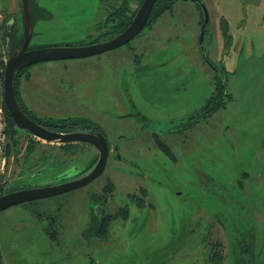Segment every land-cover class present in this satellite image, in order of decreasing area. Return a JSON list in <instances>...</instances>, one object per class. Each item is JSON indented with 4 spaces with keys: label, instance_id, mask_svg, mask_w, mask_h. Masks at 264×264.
Listing matches in <instances>:
<instances>
[{
    "label": "rangeland",
    "instance_id": "obj_1",
    "mask_svg": "<svg viewBox=\"0 0 264 264\" xmlns=\"http://www.w3.org/2000/svg\"><path fill=\"white\" fill-rule=\"evenodd\" d=\"M220 1L223 11L233 18V30L237 32L231 48L219 51L215 59L223 61L228 74L237 80L229 86L228 107L209 119L202 120L198 112L213 93L212 71L204 64L198 43L202 12L191 0L177 1L172 10L131 41V47L78 60L45 61L30 68L32 79L27 83L26 101L31 114L42 119L100 125L115 144L118 136L131 135V130L122 125L125 120L120 118L131 112L130 107L127 110L124 106L126 102L150 117V129L161 132L162 139L170 144L174 176L170 182L161 177V185L152 184L149 179L155 176L147 170L134 183L114 176L117 201L124 198L127 202V189L128 193H134L138 185L148 189L143 214L137 211L141 219L135 217L136 210H131L125 225L134 228L127 241L132 264H212L208 244L219 241L224 264H264V29L259 26L258 30L251 23L236 29V20L242 18V3H235L231 10ZM36 2L48 15L36 22L32 47L79 44L87 37L82 22L91 26L99 15L96 7L100 0ZM1 4L11 15L21 16L17 0H1ZM206 6L212 19L211 29H217L211 4ZM251 35H257V47L250 46L248 50ZM212 44L206 36V49L210 50ZM251 54L255 62L251 61ZM165 61L170 62L165 67L175 64L182 69L178 75L182 84L171 96L182 97L184 109L171 116L161 109H152L150 105L166 99L152 90L150 82L146 85L148 77L142 76L150 75L157 63ZM158 98L161 99L157 101ZM196 120L201 125H195ZM138 127L139 124L134 125L135 130ZM26 143L24 139V148ZM147 150L145 143L121 138L120 154L131 166L111 158L106 175L115 169L136 172L139 164L157 158L148 156ZM159 150L153 141L151 152ZM75 167L76 160L67 164V170ZM20 169L12 165L11 173L15 170L17 174ZM11 186L12 181L7 187ZM24 207L27 206L15 205L0 213V223H5L0 227L4 264H12L18 243H28L32 235L27 227L31 214H26ZM139 222L144 225L142 231ZM23 249L29 257L30 244H24ZM126 253L128 250L116 257L117 262L123 263L121 256Z\"/></svg>",
    "mask_w": 264,
    "mask_h": 264
},
{
    "label": "flooded vegetation",
    "instance_id": "obj_2",
    "mask_svg": "<svg viewBox=\"0 0 264 264\" xmlns=\"http://www.w3.org/2000/svg\"><path fill=\"white\" fill-rule=\"evenodd\" d=\"M28 1L30 3L29 14L31 15V26H33L32 33L30 36L31 39L28 43V38L25 34L27 27H25L23 0H17L19 12L21 15L19 18L14 15H11L9 11L3 9L4 15H6V17L2 27V40L3 48L5 51V57H7V60H9V58L13 57L14 55L20 53L21 50L25 47V45L26 52H33L34 50H42L45 48H80L96 44H103L106 41H110L116 38V36H118L124 31H119V29H117L118 27L123 25V22L121 20L127 23L129 17L134 18L139 11L140 5L143 2L142 1L140 3V0H100L99 7H96V9H98L99 15L93 22H91V26L85 24V22H82L85 26V31L87 32V37L82 40V42H80L79 44H68L66 46L32 47L31 43L34 36L35 24L36 22L45 19L46 15H48V12H46L44 8L40 7L36 0ZM177 1L179 0H175L174 4ZM201 1L202 3H204L205 6L206 4L208 5V3L211 4L213 12H211V14L214 16L215 19L218 20L217 29H211L212 19H210L209 8L206 6L208 9L210 22L209 25L204 29L205 33L202 41L203 44L200 43V36L202 32H200L198 43L203 62L212 71V76H210V79L213 83V93L206 100V104L202 106L201 110L199 112L197 111L198 114L202 116L203 120V118H211L215 115V113L226 109L229 105V100L231 99V95L229 93V86L231 84V81L235 82L237 79L235 76L231 77L228 74L227 66H224L225 64L223 61L217 60L215 58L218 56L217 53L219 51L222 52L228 46L231 48V45L235 43L234 35L237 31L233 30V18H230L227 13L223 11L224 6H221L220 0H206V4L204 0ZM239 1L243 5L241 16L242 18L239 21L236 20L237 23L235 25V28L241 29L243 27H247L248 23H251L258 30L260 28L261 30L264 29V0H223L224 5H229V9L231 10H233L232 6H234L235 3L238 5ZM197 7L201 9L203 19L202 8L199 6V4H197ZM154 8L153 12L155 10ZM124 16H126L127 19ZM159 18H157L156 20H152V17H150L146 27H151L152 24L154 22H157ZM203 23L204 19L200 21V31ZM261 30L259 31L260 33ZM142 31L140 33H142ZM138 36H140V34ZM138 36H136L135 38H137ZM206 36H209L211 43H213L210 50L206 49L205 47ZM256 36L257 35H251V38L248 42V50L250 46H252L253 48L257 47V41L255 40ZM135 38L130 40L127 44L119 46L117 48H121L124 46L131 47L130 42L133 41ZM240 46L242 49V42L240 43ZM245 49L246 45L243 51H245ZM105 52L107 51H104V53ZM249 57L251 58L252 54ZM81 58H77V60ZM69 59L57 60L64 61ZM251 61L255 62L256 59L251 58ZM168 64H170L169 61L157 63L154 66L153 71L150 73V75L143 74L142 76L148 77L147 82H144L146 85L149 86L150 82V84H152L154 87L152 88V90L159 91L160 94H163L162 99H166L158 105H148H150L154 110L161 109L162 113L166 116H171L183 112L184 109V104L181 102L182 97L177 98L171 96L172 91L177 90L178 87H180V85L182 84V80L178 79V75L181 73L182 69H178L175 64L165 67ZM33 65L23 68L16 74V78L17 75H19L17 79L19 80L20 84V99L22 88L24 87L23 91L26 93L28 87L27 83H29L32 79L30 68H32ZM165 78H169L170 80L165 82L163 81L165 80ZM172 78L173 80H171ZM160 99L161 98H158L157 101H159ZM21 102L22 106L21 104L20 106L22 110L24 108L29 112V114H31L30 110H28L27 101L21 99ZM124 106H126L127 110L130 107L131 112L127 111V113L122 114L120 118L125 120L122 125L131 130V135L123 134L118 136L115 144L109 141L108 134L100 129V125H91L87 124L86 122H77L74 123L71 128L68 127L63 131H60L62 133H84L87 131L95 133L101 132L105 136L107 143H109L110 145L108 154L109 158L106 164V169L100 176H98V178H96V180L84 186L65 191L63 192V194H54L51 197H45L39 200L15 204L27 206L24 207L27 212L26 214L30 213L32 218L30 221V225H28L27 227H29L32 231V235L28 237V243H18V248L17 250L15 249L14 252L15 255L13 257L12 264H132V262L128 260L130 249L128 248L127 241L129 239V233L133 231L134 228H128L125 225L127 223L126 221L131 218L129 217V213L131 212V210H136L135 214L137 215L138 213L143 214L142 209L147 205L146 200L148 198V189H145L141 185L136 186V190L134 191V193H128L130 190L127 189V202H124V198H122L120 201H117V198L115 199L114 197V193L116 191L115 178H118V180L120 181L128 179L132 181V183H134L136 180L138 181V179H140L139 176H141L142 171L147 170L152 174V176H155L149 179L150 182L155 185H161V177V179H166L168 182H170V179H173L174 176H172L171 174L173 165L171 164L170 160V158L172 157L170 144L167 143L166 140L162 139L163 135L160 134L161 132H153L150 129L153 121L150 117H147L144 113H142L141 109L139 110L138 107L134 104L128 106V103L126 102ZM31 116L37 117L33 114H31ZM37 118L42 121L48 119L51 120L50 118ZM31 120L34 121L33 119ZM57 121H60V119ZM37 123L40 124L39 122ZM135 124H139V127L136 130L134 129ZM194 124L201 125L199 124V120H196ZM40 125L46 128L42 124ZM49 130L53 131L51 129ZM121 138H125L127 140L134 139L138 140L139 144H147V155H154L157 158H154V161L146 163L145 165L139 164L140 170L138 169L136 170V172L132 173L133 170L129 171L123 169H115L110 175H106L108 168L107 165L111 158L115 160H117L118 158L119 160L125 163V166H131V164L129 163L130 161L120 154ZM36 139H38L45 146H56V148H59L61 144L66 145L72 143H79L72 142L60 144L58 142L45 141L38 137H36ZM141 139L143 140L141 141ZM42 141L46 142V144H44ZM153 141L155 142V144H158V147L160 149L157 153L151 152V148L153 147ZM26 145L21 153H18L15 149H13L14 161L16 157L21 158L25 154V150L27 148ZM89 145L90 151L93 154L98 155L99 158L98 149H96L91 144ZM70 156L71 157L68 160L69 162H73V160H76L77 162V167L71 170H67V164L69 163L68 161L66 166L64 167L63 164L62 168L60 169L58 167L57 169H53V167H51L52 165L50 161L46 162L43 160L36 163L37 166H35L34 164L32 167H29V161H23L22 166L19 167L21 168V171L18 172L19 174L17 173L18 175L16 174L17 176L15 175L16 177L12 181L13 186L7 187V190H9V188L14 187V185L20 186L26 183L28 187H26L25 189L38 187L50 188L52 186L54 187L66 183H71L79 178L86 176V174L90 172L97 163L96 162L92 168L86 169L82 167L79 160L76 159V156ZM13 166L15 167V163L13 164ZM34 179L35 181L33 182ZM11 180L12 179H9L7 185L9 184V182H11ZM15 205L9 208H13L15 207ZM148 212L150 213V211ZM135 217H138L139 220L141 219V216L139 215ZM4 224V222L0 223V227L2 228ZM138 225L140 231H142L144 225H142L141 222H139ZM24 244H30L31 251L29 253V257H27V254L24 253ZM220 244L221 241L210 242L208 244L209 258L212 261V264H224L225 259H223L224 253L222 252L223 246H221ZM125 250H128V253H126L124 256H121L124 259L122 260L123 263L117 262L118 259H116V257L122 255ZM8 256L12 255H6L7 258ZM0 257L2 259V264H4V256L2 255L1 251Z\"/></svg>",
    "mask_w": 264,
    "mask_h": 264
},
{
    "label": "water",
    "instance_id": "obj_3",
    "mask_svg": "<svg viewBox=\"0 0 264 264\" xmlns=\"http://www.w3.org/2000/svg\"><path fill=\"white\" fill-rule=\"evenodd\" d=\"M202 8L204 23L201 26L200 43L203 41L204 29L209 25V13L207 7L202 3L201 0H193ZM157 0H143L139 7L138 13L135 15L132 23L120 33L116 38L106 41L103 44H96L87 47L80 48H45L42 50H34L33 52H26L25 47L20 53L9 58L4 70V82H3V99L6 110L9 112L10 117L18 129L27 131L31 136L38 137L45 141L58 142V143H88L94 146L99 151V158L94 168L86 174V176L79 178L71 183L62 184L60 186L38 187V188H27L15 190V192L5 193L0 196V212L4 209L14 206L15 204L26 203L27 201L39 200L45 197H51L54 194H63V192L72 190L74 188L84 186L90 182H93L100 176L106 169V164L109 158L110 145L107 143L105 136L101 132H72L62 133L50 131L42 127L37 122L32 121L24 110H22L19 100L17 99L14 81L16 74L23 68L33 65L34 63L45 62L49 60L57 59H69V58H81L89 57L94 54L104 53V51L116 49L119 46L127 44L130 40L140 34V32L148 24V20L153 12L154 5ZM24 3V15H25V27L27 43L31 39L32 28L31 26V15L29 14L30 3L28 0H23ZM26 43V44H27ZM0 264L2 259L0 257Z\"/></svg>",
    "mask_w": 264,
    "mask_h": 264
},
{
    "label": "trees",
    "instance_id": "obj_4",
    "mask_svg": "<svg viewBox=\"0 0 264 264\" xmlns=\"http://www.w3.org/2000/svg\"><path fill=\"white\" fill-rule=\"evenodd\" d=\"M142 1L143 0H140L139 2L141 3ZM174 2L175 0H158L154 8L155 10L151 16L152 20H156L157 18L161 17L163 13L171 10L172 7L174 6ZM124 17L126 18V16ZM128 19L129 20L127 21V23L121 20L123 22V25L117 28L119 29V31L125 30L127 26H129V24L133 20V17H129ZM18 77L19 75H17V78ZM17 78L14 81V87H15L17 99L19 100L22 106V102L19 97L20 84ZM3 110L5 111V117H6V123H7L6 132H7V135H9V140H10V145L7 146L8 147L7 153L9 155L13 154V149H15L18 153L19 152L21 153L24 148V146H22V143L24 139L27 140V145H26L27 148L25 150V154L21 158L20 157L15 158V161H14L15 167H21L23 161L25 162L26 160L30 162L29 167H32L34 164L35 166H37L36 163L44 160L46 162L50 161L52 165L51 167H53V165L56 164L57 165L56 167L62 168L63 164H64V167L66 166L67 161L69 160V157H71L70 155L76 156V159L79 160L82 167L86 169L92 168L93 165L97 162L98 155H95L90 151L89 144L72 143V144H66V145L61 144L59 148H56V146L48 147V146L43 145L38 139L31 136V134H29V132L25 130L24 131L26 132V134L24 135L20 134V131L22 130L17 128L16 123H14L13 119L10 117L9 112L6 110L5 103L3 104ZM23 110L25 109L23 108ZM25 111L27 115L31 119H33L35 122H39L46 128H49L53 131L60 132V131L65 130L68 127L71 128L72 125H74V122L69 123L70 122L69 119H60V121L48 119V120L42 121L38 119L37 117L31 116V114H29L27 110ZM15 172L16 171L14 170L11 181H13L14 178L19 174L18 173L16 175ZM23 185H20V186L14 185V187L9 188V190H7V186H8L7 184L0 185V196H2L6 192H10V191L14 192L15 190L25 189L26 187H28L27 183Z\"/></svg>",
    "mask_w": 264,
    "mask_h": 264
},
{
    "label": "built area",
    "instance_id": "obj_5",
    "mask_svg": "<svg viewBox=\"0 0 264 264\" xmlns=\"http://www.w3.org/2000/svg\"><path fill=\"white\" fill-rule=\"evenodd\" d=\"M6 15H4V11L2 8L1 0H0V90L2 95L0 96V185H6L11 176L12 165L14 162V155H9L7 153V149L10 145L9 135H7V123L5 117V111L3 110V82H4V60H5V51L3 48V40H2V30L3 24L5 21Z\"/></svg>",
    "mask_w": 264,
    "mask_h": 264
},
{
    "label": "crops",
    "instance_id": "obj_6",
    "mask_svg": "<svg viewBox=\"0 0 264 264\" xmlns=\"http://www.w3.org/2000/svg\"><path fill=\"white\" fill-rule=\"evenodd\" d=\"M23 90H24V87L22 88L21 99L25 101L26 100V93Z\"/></svg>",
    "mask_w": 264,
    "mask_h": 264
},
{
    "label": "bare ground",
    "instance_id": "obj_7",
    "mask_svg": "<svg viewBox=\"0 0 264 264\" xmlns=\"http://www.w3.org/2000/svg\"><path fill=\"white\" fill-rule=\"evenodd\" d=\"M131 23H132V22H131ZM131 23H130V24H131ZM7 61H8V60H7V57H5V60H4V62H3V63H4V70H5V67H6Z\"/></svg>",
    "mask_w": 264,
    "mask_h": 264
}]
</instances>
